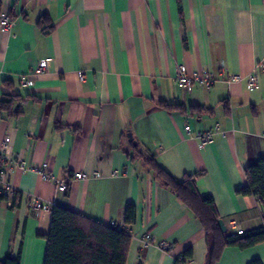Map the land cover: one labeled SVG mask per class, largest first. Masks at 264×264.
<instances>
[{"label": "crops", "instance_id": "obj_1", "mask_svg": "<svg viewBox=\"0 0 264 264\" xmlns=\"http://www.w3.org/2000/svg\"><path fill=\"white\" fill-rule=\"evenodd\" d=\"M0 16L14 20L0 33V102L15 99L13 114L0 111L1 177L17 199L0 206V261L21 255V264H44L55 206L69 209L131 237L126 264H205L206 233L194 215L155 178L143 155L153 157L177 180L200 174L201 196L214 198L227 231L261 227L264 203L242 196L245 170L264 158V73L255 90L246 80L264 63V0H0ZM45 18L42 26L40 21ZM41 60L48 70L34 75ZM189 74L209 70L211 89H181L180 66ZM225 72L221 73L220 69ZM85 75L81 82L79 73ZM28 76L33 87H21ZM203 113L183 115L160 102ZM219 127L203 149L186 134ZM10 143L5 146V140ZM14 160L48 164L58 179L82 173L66 193L23 172ZM98 174L99 176L95 177ZM32 199L46 207L40 213ZM128 205L136 223L125 225ZM146 236L153 243L145 244ZM167 242V252L159 244ZM264 263V243L248 250L227 248L219 264Z\"/></svg>", "mask_w": 264, "mask_h": 264}, {"label": "trees", "instance_id": "obj_2", "mask_svg": "<svg viewBox=\"0 0 264 264\" xmlns=\"http://www.w3.org/2000/svg\"><path fill=\"white\" fill-rule=\"evenodd\" d=\"M1 6V5H0ZM45 18L39 25L42 26ZM15 97L0 102V111L13 114ZM159 106L168 111H180L183 115L203 113L201 106H191L186 110L178 104L160 102ZM146 164L154 173L156 180L169 189L177 199L194 215L206 233L207 255L205 264H219L227 248L245 251L264 243V217L261 227L243 232L242 235L226 231L220 226V215L211 196H201L196 181L200 174L186 176L177 180L164 167L146 154ZM247 186L239 190L242 196H257L264 203V158L245 170ZM15 193L13 198L17 199ZM9 198L0 193L1 203ZM125 225L131 227L136 223V207L128 205L124 212ZM47 251L44 264H126L131 237L126 230L117 226H105L75 213L69 209L55 206L52 211L51 228L47 236ZM193 257L192 250L185 252L178 260L189 264ZM0 264H21V255H8ZM250 264H264L253 260Z\"/></svg>", "mask_w": 264, "mask_h": 264}, {"label": "built area", "instance_id": "obj_3", "mask_svg": "<svg viewBox=\"0 0 264 264\" xmlns=\"http://www.w3.org/2000/svg\"><path fill=\"white\" fill-rule=\"evenodd\" d=\"M14 25V20L9 15H1L0 16V33L1 32H10L12 27ZM48 70V60H41L37 67L34 69V75H43ZM221 73H224V68L220 69ZM264 73V63H261L256 66L255 70L247 76V78H244L242 75L237 73H231L229 75L228 84L229 85H235L240 84L245 79L247 83V88L249 90H255L258 88L260 84V75ZM79 79L81 82L85 81V75L80 72L79 73ZM176 82L178 86L185 90L187 93H191L193 88L195 86L203 87L206 89H211L217 84V79L215 77V74L209 70H206L202 73H193L189 74L187 67L182 65L178 68L177 76H176ZM20 86L25 87H33L35 85V82L33 80H30L28 76H21L19 78ZM192 117L188 116L186 117V124L184 126V131L186 134H194V137L199 142V148L203 149L208 145H211L215 141V135L219 131V127L215 126L214 128L206 131H195L192 127ZM10 138H7L5 140V146L10 143ZM17 168L22 170L23 172H35L38 175L41 176L42 180L44 182L52 183L56 186L58 193H66L68 190V187L72 180H87L86 176H84L82 173H75L72 178H66L63 180L58 179L53 173L50 172L48 164H41L40 166L31 167L28 166L25 162L14 160L13 162ZM11 168H8L7 164H4L0 167V181L1 177L6 174V172L10 171ZM12 170V169H11ZM99 176L98 174L95 175V177ZM0 193L3 196L8 197L9 199L13 198L14 192L13 190L7 185L0 189ZM30 207L40 213L41 211H44L47 209V207L38 199H32L30 203ZM114 226L115 224H111ZM231 232L236 233L238 235L243 234V230L240 228V226L236 223H232V230ZM145 244H152L153 240L151 236H146L144 240ZM159 248L167 252L171 249V245L167 242H163L159 244ZM177 264H185L182 263L181 260H177Z\"/></svg>", "mask_w": 264, "mask_h": 264}, {"label": "water", "instance_id": "obj_4", "mask_svg": "<svg viewBox=\"0 0 264 264\" xmlns=\"http://www.w3.org/2000/svg\"><path fill=\"white\" fill-rule=\"evenodd\" d=\"M220 226H221L223 232L227 231V228H226V226H225V224H224V222L222 220L220 221Z\"/></svg>", "mask_w": 264, "mask_h": 264}]
</instances>
